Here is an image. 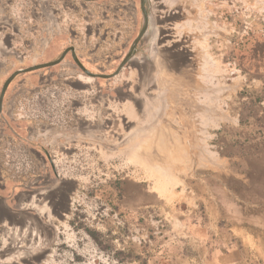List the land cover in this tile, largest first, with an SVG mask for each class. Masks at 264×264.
<instances>
[{
    "label": "rangeland",
    "instance_id": "obj_1",
    "mask_svg": "<svg viewBox=\"0 0 264 264\" xmlns=\"http://www.w3.org/2000/svg\"><path fill=\"white\" fill-rule=\"evenodd\" d=\"M179 2L151 6L147 40L172 34L156 42L167 52L151 79L163 84L129 63L88 76L70 53L48 84L42 69L13 79L0 116L13 132L0 144V264H264V0ZM73 5L61 6L58 53L20 62L2 44L0 93L70 43L90 71H116L125 54L90 53L97 40L82 37L110 6Z\"/></svg>",
    "mask_w": 264,
    "mask_h": 264
},
{
    "label": "crops",
    "instance_id": "obj_2",
    "mask_svg": "<svg viewBox=\"0 0 264 264\" xmlns=\"http://www.w3.org/2000/svg\"><path fill=\"white\" fill-rule=\"evenodd\" d=\"M61 1H60V6L62 5ZM68 1H70L71 3H74L75 5H80V6H83L84 8H86V7H88V2H91V1L98 2V3L103 2L109 6L110 5H117V4H120V6H121L122 5L121 3H124L127 0H68ZM130 1L132 3L134 2V0H130ZM149 1H150L152 6L157 5V3L168 4V5H175V4L180 3L179 0H158V2H156L157 0H149ZM48 2L51 3L52 0H48ZM46 9L49 12L48 14L44 13ZM51 12H52V7L44 0H0V54H7L6 52H8V51L3 49L4 47L2 46V44H5L6 48L8 50H11L12 53L14 52V50L16 48L19 47V49L21 51H23L22 53L24 54L20 57V62H23V61L27 62V61H31V60L33 61L35 59L43 58L46 55V53H49V52H52V53L57 52L58 53V51L60 49V38H59V41H56V39H55V44L50 45V43L52 42V37H53L54 33H56V34L59 33L61 36V34H62L61 20L62 19L60 17L59 23H56L55 22L56 16H54ZM60 15H61V13H60ZM2 25H5V26H2ZM159 26H160V24H159ZM148 32H149V30H148ZM160 32L161 31H158V29L155 30V34H154L155 41L151 39L153 36L150 38L152 41L151 43L154 42V44L151 45V48L149 51L148 50L145 51L147 54H149L148 59H146L145 57H142L141 60L139 59L138 65L133 66V69H135L137 71V74L140 77H141V75L139 74L140 70L144 71V74L142 75V78H140V79H143V81H144L143 83L145 85L154 83L156 86H158L160 84H163V83H158L156 81L152 82V79H151L154 72L157 70V66H156L157 56H160L161 54H163V53L165 54L167 52V50L162 49V46H163L162 43L156 44V41H157L156 39L161 34ZM5 36L6 37L8 36V38H7L8 40H5V43H4L3 41H4ZM77 50H78V46H75V49L73 51L76 54V56L78 57ZM64 51H65V49H64ZM64 51H63V53H61V55L64 54V57H65V55L67 53ZM73 51H72L71 56L74 59L75 57L73 55ZM122 54H124V53H122ZM127 54L124 55L123 59L125 58V56ZM137 55H138V52L136 54L134 53V56H132V58L130 60L135 59L137 57ZM64 57L62 58V60L64 59ZM123 59L120 61V63L123 61ZM165 59H166V57H165ZM130 60L126 64L130 63ZM43 61H45V60H43ZM74 61H75V59H74ZM42 63H44V62H42ZM42 63H38V64H42ZM108 63H109V61H108ZM120 63H119V65H120ZM32 64H35V63H31L30 65L26 66L25 68H20V69H26V68H30L32 66H35ZM38 64H36V65H38ZM125 65H124V67H125ZM2 67L3 66L0 65V69H2ZM43 67H45V66H43ZM43 67H39V68H36L33 70L31 69V70L24 71L21 73L39 70V69H42ZM21 73H18L17 75H19ZM13 79L8 84L6 91L9 88ZM6 80H5V82H6ZM5 82H4V84H5ZM164 84H166V81H164ZM2 89H3V87H2ZM6 91H5V94H6ZM150 97L152 99V96H150ZM164 102H166L165 96H164ZM4 107H5V104H4ZM141 107H142V109L140 110V112H142L144 110V105H142ZM205 113H206V110H205V106H204V108L202 110V117H201L202 118V125L204 127L206 126V121L204 120L205 119ZM2 116L6 117V110H3ZM186 117L188 119L190 118L187 114H186ZM215 128H219V127L217 126ZM204 130H205V128H204ZM7 132L8 131L6 129V123H4V126L0 127V135L4 134L3 138H1V136H0V144L2 142H4V149H6V143H7L6 137L10 136V134ZM6 187H7V184L4 183V189H6Z\"/></svg>",
    "mask_w": 264,
    "mask_h": 264
},
{
    "label": "flooded vegetation",
    "instance_id": "obj_3",
    "mask_svg": "<svg viewBox=\"0 0 264 264\" xmlns=\"http://www.w3.org/2000/svg\"><path fill=\"white\" fill-rule=\"evenodd\" d=\"M44 1H46L52 7L51 13L54 16H56L55 22L59 23V18L61 17V15H60L61 6H62V5L60 6L61 0H52L51 3H49L48 0H44ZM61 2L64 4V6L69 7V8H72L74 6L73 3H71L68 0H62ZM156 2H158V0ZM121 4H122L121 6H120V4L110 5V8H107L105 15H103L104 20L101 21V24L95 26L94 28L91 26L86 28V30L84 32V36H82L84 38L85 44H88L90 42L91 38L97 40L94 47H92V48H89L90 46L88 47L89 48L88 51L90 53L97 52V50H100L102 48V52H106V53H112V54L124 53V54H127L131 51L132 48H134L133 52L136 54L137 52L140 51L141 48L144 49L145 43L151 44V45L154 44V42L151 43L152 42L151 39H154V35L151 39L149 38V40H147V37H146L147 36L146 34L150 28V24L153 22V15L151 13V10H152L151 6L152 5H151L150 1L149 0H134V2L132 3L130 0H127L126 2L121 3ZM111 8L114 10L111 11ZM109 11H111V12L109 13ZM116 11H118V12L120 11V13H118ZM135 11H136V13H135ZM44 13L48 14L49 12L46 9ZM146 15L149 18L148 29L142 36H139L140 32L144 26ZM158 16L163 17V15H158ZM2 26H5V25H2ZM77 33H78L77 31L73 30V31L69 32L68 36H69V38L80 37L81 35L78 36ZM163 35L165 37H167V36H171L172 34L165 32ZM162 36L160 34L156 40L157 41L160 40L162 38ZM138 37H139V39L136 42L135 46L133 47L134 41ZM7 38H8V36L4 37V41H3L4 43H5V40H8ZM59 38H60V34L54 33V35L52 37V42L50 43V45L55 44V39H56V41H59ZM85 46H88V45H85ZM74 49H75V46L72 43H70L69 45L66 46L64 52L70 53L72 55V51ZM146 50H147V48H145V51ZM60 57H61V55H59L58 57H53L52 59L46 60L44 63L54 61ZM60 63L55 64V65H51V66H45L42 68V70H47V71H45L43 74L39 75L38 81L41 85H45V82H47V84H48L49 82H51V80H54V76H55L54 70L49 69V68H53L54 66L59 65ZM129 64H131L133 66L137 65V63L134 62L133 60H130ZM83 65L85 66L84 63H83ZM80 70L83 73H85L81 68H80ZM142 72L144 74V71H142ZM102 78L108 79L105 77H102ZM78 85H81V84H78ZM127 95H129V94H126V96L118 94L117 95L118 98L116 99V101L117 102L120 101L121 103H125V102L129 101V98H130V101L133 104L132 106L134 107V110L137 113L140 112V110L142 109V107H141L142 105H141L140 100L132 98L131 96H127ZM52 96L57 98L59 95H52ZM4 97H5V95H4ZM121 97L122 98L125 97V99L120 100ZM107 99H109L108 96H107ZM42 102H45V101L42 100ZM3 103H4V99H3ZM84 105L85 104L83 102H81V104H79L78 107H83ZM107 107H108V105H107ZM2 114H3V105H2V110L0 111V116H2ZM124 118H127V115H124ZM126 122H128V120H126ZM6 125H7V122H6ZM6 129H7V131H9L7 133H9L10 136L12 137L13 132L11 130H9V128H7V126H6ZM47 129L51 130V129H55V127L50 126ZM43 130H46V128L43 127ZM3 137H4V134H3ZM41 149H42V151H41L42 154H39L40 155L39 163L42 165V162L44 160L48 159L52 165L53 159L50 158V154H48L46 152V150H44L42 147H41ZM52 166H53V169L55 171L54 165H52Z\"/></svg>",
    "mask_w": 264,
    "mask_h": 264
},
{
    "label": "water",
    "instance_id": "obj_4",
    "mask_svg": "<svg viewBox=\"0 0 264 264\" xmlns=\"http://www.w3.org/2000/svg\"><path fill=\"white\" fill-rule=\"evenodd\" d=\"M148 16L146 15V18H145V23H144V26L140 32V35L139 36H142L148 29ZM139 37L134 41V44H133V47L135 46L136 42L138 41ZM133 49H131V51L125 56V58L123 59V61L120 63V65L118 66V68L116 69V71L114 73H111V74H106V73H95V72H92L90 70H88L84 65L83 63L80 61V59L76 56V54L74 53L73 51V55H74V59L75 61L77 62L78 66L88 75V76H91V77H105V78H109L113 75H116L120 72V70L122 69V67H124V65L132 58V56H134V52H133ZM64 57V54L61 55L60 58L54 60V61H51V62H48V63H42V64H38V65H35V66H32L30 68H26V69H19L17 71H15L5 82L4 86H3V89L1 91V94H0V111L2 110V105H3V99H4V94H5V91H6V88L8 86V84L10 83V81L18 74V73H21V72H24V71H28V70H33V69H36V68H39V67H43V66H50V65H55L57 63H59L62 58ZM48 153V151H46ZM49 154V153H48Z\"/></svg>",
    "mask_w": 264,
    "mask_h": 264
},
{
    "label": "bare ground",
    "instance_id": "obj_5",
    "mask_svg": "<svg viewBox=\"0 0 264 264\" xmlns=\"http://www.w3.org/2000/svg\"><path fill=\"white\" fill-rule=\"evenodd\" d=\"M35 202V201H34ZM20 238V237H19Z\"/></svg>",
    "mask_w": 264,
    "mask_h": 264
}]
</instances>
